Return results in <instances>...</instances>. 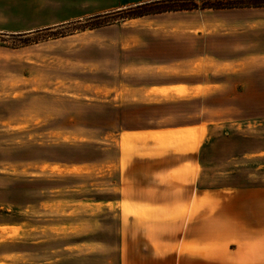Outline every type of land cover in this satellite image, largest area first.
<instances>
[{"label":"rangeland","instance_id":"rangeland-1","mask_svg":"<svg viewBox=\"0 0 264 264\" xmlns=\"http://www.w3.org/2000/svg\"><path fill=\"white\" fill-rule=\"evenodd\" d=\"M140 1L0 0V264H110L119 220L105 201L137 155L204 146L190 173L203 185L264 183L249 155L264 146V0L117 12ZM180 76L197 86L159 87ZM223 198L242 230L210 233L204 252L264 264V209Z\"/></svg>","mask_w":264,"mask_h":264},{"label":"crops","instance_id":"crops-1","mask_svg":"<svg viewBox=\"0 0 264 264\" xmlns=\"http://www.w3.org/2000/svg\"><path fill=\"white\" fill-rule=\"evenodd\" d=\"M145 1L149 0L137 3ZM180 78L159 87L185 86L187 90H193L197 86L189 83L188 76ZM176 90L177 94L184 93L181 89ZM179 128L182 130H177ZM171 129L174 130L170 132L188 133L189 125ZM142 138L151 136L144 135ZM203 147L190 151L189 147L175 146L165 152L170 159L162 158V155H137L130 162L123 163L117 182L120 192L115 198L105 201L114 204V214L119 220L113 243H106V247L113 250L108 263L226 264V253L204 252V249L210 248V233H217L214 238L223 240L226 230H242L241 223L237 225L227 222V217L241 219V209L235 210L238 208L236 203L233 208L229 207L232 204L224 206L223 196L231 192L234 196L248 194L253 207L257 210L264 209V183L244 185L245 187L243 184L232 187L203 185L198 175L190 176L204 161L200 159V149L203 154ZM260 153L263 155L258 156ZM189 155L194 158L189 159ZM249 155L251 162L264 164V146L253 147ZM193 201L201 204L199 208L189 212ZM259 225L261 224L257 221L252 222L250 232L258 231ZM212 246L224 248L225 245L224 242L221 245L219 241ZM229 249L236 251V248Z\"/></svg>","mask_w":264,"mask_h":264},{"label":"trees","instance_id":"trees-1","mask_svg":"<svg viewBox=\"0 0 264 264\" xmlns=\"http://www.w3.org/2000/svg\"><path fill=\"white\" fill-rule=\"evenodd\" d=\"M189 2H191V4H189ZM220 2L221 0H204V2L201 5H198L195 0H155V1L142 3L134 7L122 9L117 12L126 13L125 18H135L148 14H155V13L172 11V10L256 6L253 5L254 3H241V4L230 3L228 5H223ZM96 17L97 16H93L90 18L93 19Z\"/></svg>","mask_w":264,"mask_h":264}]
</instances>
